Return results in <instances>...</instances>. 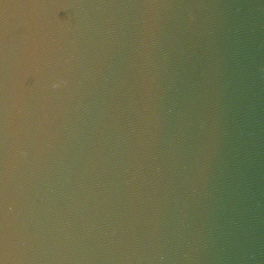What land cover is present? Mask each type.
Listing matches in <instances>:
<instances>
[{"label":"snow or ice","instance_id":"snow-or-ice-1","mask_svg":"<svg viewBox=\"0 0 264 264\" xmlns=\"http://www.w3.org/2000/svg\"><path fill=\"white\" fill-rule=\"evenodd\" d=\"M0 133H2V119H0ZM7 204L8 190L3 170V159L2 155H0V250L6 248L8 244V236L5 225V208ZM0 264H3V260H0Z\"/></svg>","mask_w":264,"mask_h":264}]
</instances>
